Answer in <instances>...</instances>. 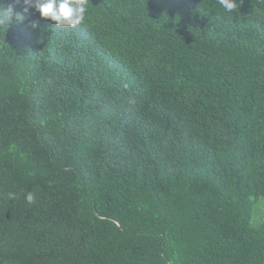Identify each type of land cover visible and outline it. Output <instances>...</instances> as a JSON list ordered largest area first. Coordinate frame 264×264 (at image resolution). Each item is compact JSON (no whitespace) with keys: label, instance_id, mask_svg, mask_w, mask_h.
<instances>
[{"label":"trees","instance_id":"obj_1","mask_svg":"<svg viewBox=\"0 0 264 264\" xmlns=\"http://www.w3.org/2000/svg\"><path fill=\"white\" fill-rule=\"evenodd\" d=\"M236 2L0 26V264H264V0Z\"/></svg>","mask_w":264,"mask_h":264},{"label":"clouds","instance_id":"obj_2","mask_svg":"<svg viewBox=\"0 0 264 264\" xmlns=\"http://www.w3.org/2000/svg\"><path fill=\"white\" fill-rule=\"evenodd\" d=\"M23 3L25 5L23 13L15 12L14 4L11 3L6 9H0V26L8 24L14 16L17 22H23L24 13L29 9H35L41 18L51 19L58 27L79 25L85 20L87 12V0H23ZM218 3L227 12H233L237 6L236 0H218ZM35 26L33 24V27ZM8 197L15 199L16 194L9 192ZM35 199L33 193H27L26 200L29 204L34 203Z\"/></svg>","mask_w":264,"mask_h":264}]
</instances>
